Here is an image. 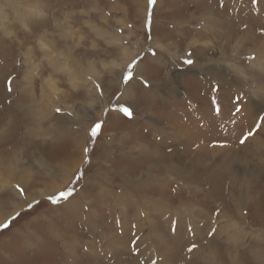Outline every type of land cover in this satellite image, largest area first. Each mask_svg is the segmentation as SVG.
<instances>
[{
  "label": "rangeland",
  "instance_id": "1",
  "mask_svg": "<svg viewBox=\"0 0 264 264\" xmlns=\"http://www.w3.org/2000/svg\"><path fill=\"white\" fill-rule=\"evenodd\" d=\"M259 24L264 25V0H157L150 23L147 0H0V161L14 173L0 176L9 182L11 176L28 175L39 192L33 196L25 189L21 196L20 184L0 185V203L13 205L0 215V264H159L161 259L168 264L161 256L168 249L174 253L171 264H230L234 257L235 264H264V177H257L264 149L247 154L240 143L264 115V26ZM230 29L236 37L229 36ZM127 86L133 94L123 96ZM189 103L198 117L213 121L205 135L224 138L222 156L242 147L247 166L240 157L230 168H204L193 156L200 139L187 146L156 135L158 127L178 136L177 121L188 119ZM170 104L180 118L168 114ZM237 107L240 116L232 118ZM211 110L224 111L227 120L215 122ZM8 113L12 121L2 123ZM97 123L101 129L93 139ZM227 123H234L238 135L232 129L226 135ZM257 135L264 146V128ZM171 153L179 166H187L178 182L164 167L147 168ZM59 169L67 176L56 175ZM224 172L248 179L244 187L251 188L252 198L242 216L235 214L230 176ZM147 175L167 186L153 180L139 184ZM100 185L109 192L102 195ZM140 197L170 203L180 215L173 216L174 223L187 213L190 219L182 223L188 228L179 233L189 236V246L180 243L183 236L171 245L174 223L172 229L170 216H155L153 208L147 207L145 216L152 221L139 234L134 217ZM78 198L83 206L74 212ZM36 200L40 203L27 210ZM90 208L97 223L84 215ZM226 214L234 219L229 230ZM102 225L106 232L112 229L110 236L99 230ZM241 226L258 237L242 240ZM140 238L144 245L139 246ZM193 243L203 260L187 251Z\"/></svg>",
  "mask_w": 264,
  "mask_h": 264
},
{
  "label": "bare ground",
  "instance_id": "2",
  "mask_svg": "<svg viewBox=\"0 0 264 264\" xmlns=\"http://www.w3.org/2000/svg\"><path fill=\"white\" fill-rule=\"evenodd\" d=\"M250 1V0H249ZM252 2V1H251ZM208 10V9H207ZM257 16V15H256ZM255 21V20H254ZM260 26H264L263 24L261 25V24H259ZM229 36L230 37H236V33H235V31L233 30V29H230L229 31ZM251 37H254V36H251ZM259 38V37H258ZM158 63H160V62H158ZM162 64V63H161ZM161 67V66H160ZM140 71V70H139ZM167 72H168V70H167ZM168 73H170V72H168ZM167 73V74H168ZM137 75H140L139 74V72L137 73ZM169 75V74H168ZM6 76V75H5ZM1 77V76H0ZM201 88V87H200ZM127 89H129V86H127V87H125V89L123 90V96H130V95H132L133 94V91H131V90H127ZM201 90H203L204 92H205V88L204 87H202L201 88ZM200 90V91H201ZM147 93V92H146ZM236 94H238V93H236ZM252 93H248V95L250 96ZM152 96V95H151ZM7 97V96H6ZM189 97V96H188ZM184 99H187V97L186 98H184ZM190 100L191 99H188V101L187 102H190ZM12 102V101H11ZM10 102V103H11ZM12 104V103H11ZM187 105H189V108H188V113H190V115H188V119H185L184 120V117L182 118L181 117V119H179V120H181L180 121V123L181 124H178V121H177V130L176 131H178V136H176V134L175 135H170V134H172V132L171 133H169V134H167V133H165V132H163L162 130H160L158 127H156V131H157V134L156 135H161V137H162V139H164L163 141L165 142L166 141V135H168L169 137H167V138H169V139H173V140H179V141H181V142H183V143H185L184 145H189L190 144V142H191V139H200V141H197V143H194V151H193V156L194 157H198V160L196 161V162H199V163H203V166H204V168H226V167H228V168H230L233 164H236V163H238L239 162V159H240V157H241V161L240 162H242V150H244V149H242V147H241V149L240 150H238L236 147V149L235 148H233L232 147V151L230 152L231 153V155L230 156H222L223 155V152H224V150L225 149H227L226 147H225V145L226 144H224V146L221 144L222 142H223V140H224V138H219V134L216 136V138H214V140L213 139H210V137L208 138V136H206L205 135V131L206 132H209L208 131V129H210V126H209V124H211L212 122H208V121H204L203 120V117H198V110L196 109V106L194 105V104H187ZM216 105V104H215ZM12 107L14 108V104H12ZM216 107H218L217 105H216ZM220 107V106H219ZM168 108L170 109V112L168 113L169 115H172V116H174V118L175 119H177V118H180V114L177 112V110H178V108L177 107H175L174 106V104H170L169 106H168ZM177 108V109H176ZM42 109V108H41ZM16 110V109H15ZM43 110V109H42ZM205 110H209V109H207V108H205ZM166 111V110H165ZM17 112H18V110H17ZM29 113H26V115H28ZM213 114V115H212ZM237 113H233L232 114V118L233 117H236L237 118V116L239 115L240 116V113H238L237 115H236ZM200 115V114H199ZM247 115V114H246ZM246 115H244L243 117H245ZM202 116H203V114H202ZM211 116H214V117H218V118H213L214 120H215V122L218 120V122H220V123H222L221 121L223 120V121H226L227 120V116L225 115V113H224V111H222V110H219L218 112L217 111H214V110H211ZM170 117V116H169ZM183 119V120H182ZM217 119V120H216ZM7 121V124L8 123H10L12 120H11V115H10V113H8L7 114V117H6V120H3L2 121V123H4V122H6ZM68 121V120H67ZM70 122V121H69ZM74 123V122H73ZM82 123V121H79V124H81ZM228 124V129H227V127H224V132H226V135L228 134V132H230V129H232V131H235V135H238L237 134V132H236V127L234 126V123H227ZM250 124V126L252 127L253 125H254V123L252 124V123H249ZM4 125H6V123L4 124ZM74 125L76 126V124L74 123ZM202 127H204L205 129L204 130H201V128ZM219 127V126H218ZM219 128H221V131H222V127H219ZM264 128V123H261L260 124V127H259V129L258 130H256L254 133V135H252V136H250L245 142H244V147L243 148H245V147H247L246 149H245V151L247 152V154H249L250 152H252V151H262L263 149H264V146H262L261 145V143H258V141H256V138L258 137V138H260L257 134H258V132H261L262 131V129ZM76 128H74V130H75ZM73 130V135L74 134H76L77 132H79V131H74ZM220 131V132H221ZM244 132H246V130L244 131ZM153 133H154V131H153ZM78 134V133H77ZM79 136V135H78ZM204 136H206V138L204 137ZM244 135H242V137H243ZM32 137H37L36 136V132H35V134H33L32 135ZM79 138H81L80 136H79ZM219 138V139H218ZM83 139V138H82ZM210 139V140H209ZM228 139H231L230 137H228ZM207 140H209V141H207ZM75 142V147L76 148H78L77 147V145L79 146L83 141L82 140H79L78 142L77 141H74ZM167 142H172V141H167ZM79 143V144H78ZM139 144V143H138ZM140 147H138V149L139 150H141L142 152H144L145 150H147L146 148V146L144 145H139ZM186 147V146H185ZM225 147V148H224ZM183 149V148H182ZM206 151V153L205 152H203V151ZM208 152V153H207ZM242 152V153H241ZM173 153V152H172ZM170 154V156L166 159V160H163V159H161V158H156V159H154V160H152L151 161V164H149L148 165V169L149 168H151L150 166H152L153 165V168L154 169H161V167H164V169L167 171V173H168V170H169V172L171 173V174H173L174 175V179H172L171 181H174V182H178V176L180 175V173L181 172H184L185 174H187L188 173V171H186L187 170V166L186 165H180V166H182V167H180L179 166V164L176 162V158H175V156L173 155V154ZM202 153H205V154H203V157L201 156V154ZM225 153V152H224ZM10 154H13L12 152H10V153H7L6 154V156H10ZM132 154H133V152H132ZM154 155V154H153ZM183 155H187L186 153H183ZM182 155V156H183ZM241 155V156H240ZM131 156V155H130ZM201 159H200V158ZM2 159V158H1ZM192 160V159H191ZM2 161V160H1ZM0 161V174H2L3 172H7V171H9V172H12L6 165H4L2 162ZM16 161V160H15ZM14 161H10V163H13ZM193 163V162H192ZM242 164L244 165V166H247L248 164H246L245 163V161L243 160V162H242ZM17 166V165H16ZM61 167V166H60ZM202 168V167H201ZM245 168V172L246 173H248L249 172V167H244ZM203 170V169H202ZM205 170V169H204ZM212 170V169H211ZM258 171V175H257V177H264V166H262V165H260V168L257 170ZM227 172H228V170H227ZM225 173V174H227V175H229L230 177V180H231V182H230V186H229V194H230V199H232L233 200V205H234V207H235V211H236V213L235 214H237L238 215V213H239V216H242L241 214H243V209H244V206L247 204V202H248V198H252L251 196H248L249 195V193H248V190L249 189H251V188H249V189H245V185L247 184V182L244 180V178L245 179H247L246 178V176H244V178H242L241 180H239V179H237V177L236 176H234V175H232V174H230V173ZM246 173H245V175H246ZM14 173L12 172V175H13ZM15 174H16V172H15ZM148 174V173H147ZM56 175H58L60 178H64V177H66L67 175H66V173H65V171L64 170H62V169H59L58 170V172L56 173ZM249 175H250V177H253L254 176V174H253V172H249ZM211 177L212 176H207V178L206 179H211ZM16 178V179H15ZM15 178H13V176H11V178H10V180H9V182L8 181H6V179L2 176H0V185H4L5 187H7V185H9L10 183H13V184H20V186H23L24 187V190L26 189V192H29V194H32L33 196H35V195H39V192H38V189H35V187L33 186V185H31V186H33L34 188L31 190L30 189V179H29V176L28 175H26V176H19V178L18 177H15ZM56 178V177H55ZM60 178H57V179H60ZM235 178H236V180H235ZM157 178H153V177H151V176H149V175H147V176H145V181L143 182V181H138V183L139 184H144V183H147V182H152V180H153V183L154 184H156V185H159V184H163V183H165V182H167V181H162L161 180V182L160 183H158V181H154V180H156ZM184 179V178H183ZM17 180V182L18 183H14V181H16ZM167 180V179H166ZM181 180V179H180ZM248 180V179H247ZM42 181V179L40 178V180H38V182H41ZM182 181V180H181ZM34 184H38V183H34ZM152 184V183H151ZM167 183H165V185H166ZM38 186V185H37ZM39 186H41V184H39ZM167 186V185H166ZM99 187V191H100V193L102 194V195H105L106 194V192L108 191L109 192V190H106V186L105 185H100V186H98ZM98 189V188H97ZM31 190V191H30ZM250 192V191H249ZM80 197V196H79ZM79 199V198H78ZM138 199H140V202L139 201H137V202H135L136 204H135V207H136V212H137V215H138V217L140 218V220H139V218L137 217V215H136V217H134V221H135V228H136V230H137V232H139V234H140V230H144V226H146V224H150V222L152 221V219L150 220V222L148 223V220H149V217H146L145 215H146V213L148 214V216H149V214H150V212L147 210V207L148 208H150V209H152L153 208V210H152V212L154 213V215L155 216H159L160 217V215L162 214V213H166L168 216H170V219H169V227H171L172 229H174V226H175V232H177V235L176 236H173L172 238H171V240H170V242H171V245L172 246H174V245H178L179 244V242H180V238H182V236H183V239H182V241L180 242V243H183V244H187V246H189V241L191 240L190 238H189V236L188 235H181L180 233H179V229H185V230H187V228H188V225H183V223H182V221L183 222H185V220L186 219H190V217L187 215V213H182V216H183V218L180 220V221H176V223H174V219H173V216H176L177 218H179L180 217V215L178 216V212H176V211H174L173 209V207L171 206V204L170 203H168V202H163L164 200H158V199H152V198H150V199H148V200H142L143 198H138ZM142 200V201H141ZM80 201H82L81 199H79L78 200V202H75L74 204H73V206H74V208H72L71 207V209H73L74 210V212L75 211H77V210H79L80 209V207H78V205L79 204H81V203H79ZM135 200H133V202H134ZM154 203V205H152V206H149L150 204H153ZM245 204V205H244ZM216 205V204H215ZM12 207L13 205H10V203L9 202H5V203H3V202H1L0 203V215L3 213V212H5L9 207ZM82 206H83V203L81 204V208H82ZM91 207V206H90ZM221 208V207H220ZM219 208V210H218V213L216 214V217H218V215L220 214V212L222 211V209L223 208H221L220 209ZM89 209V208H88ZM87 211V210H86ZM86 211H84V213H86V214H84V215H87V217H90V216H93V220L95 221V219H97L98 218V215L90 208V210H88L87 212ZM172 211L174 212V214L172 213ZM73 212V213H74ZM140 213H143L144 214V219L142 220L141 219V216H140ZM96 214V215H95ZM228 216H230V215H227L226 214V217L228 218L227 219V227H228V229L227 230H229L230 229V227H231V225L229 226V223H231V220H234V219H232V218H230V217H228ZM146 217V218H145ZM232 217V216H231ZM135 218H136V220H135ZM242 218V217H241ZM93 221V222H94ZM96 222V221H95ZM97 223V222H96ZM173 223H174V226H173ZM95 225V224H94ZM96 227H99L98 225H96ZM191 228H194V227H192V226H190ZM101 228V229H100ZM99 228V230L103 233V234H106L107 236H110V230H112V229H109L108 227H107V230H108V232H106V230H105V227L102 225L101 227ZM121 228H123V227H121ZM238 229H239V233H240V235L241 236H243V239L242 240H246V239H248V237L247 236H253V238H257L258 236L256 235L257 233H255V232H247L246 231V228L245 227H238ZM193 230H195V229H193ZM57 231V230H56ZM121 231H123V232H127V231H124V230H121ZM128 231H130L131 232V230L129 229ZM188 231H189V229H188ZM238 232V231H237ZM194 233V232H193ZM138 234V233H137ZM190 234V233H189ZM56 235H57V233H56ZM192 235V234H191ZM58 236V235H57ZM127 236H128V234H127ZM260 237V236H259ZM55 238H56V236H55ZM59 238V237H58ZM158 240V239H157ZM256 240V239H255ZM164 241H166V240H164ZM138 242H140L139 243V246H141V245H144V244H142L141 242V238L140 239H138ZM164 243V242H163ZM187 246H186V248H187ZM209 250H212V247H209L208 248ZM143 249H141L140 251H141V255L142 254H144V252L142 251ZM260 250V249H259ZM194 252V254H195V256L196 257H198L199 259H204V258H202V256H200L199 254H198V252L197 251H193ZM257 252H258V250H256V252L254 253V257L258 260V261H260L262 258H259V257H261L262 256V253H260V255L258 256L257 255ZM162 253H163V255L161 254V256L162 257H164V259H163V262L164 263H168V264H171V259H172V255H174V253L172 252V251H170L169 249L168 250H166L165 252H163L162 251ZM264 257V256H263ZM161 261H162V259H161ZM161 261H160V263L159 264H162L161 263ZM119 264V263H118ZM120 264H122V262L120 263ZM230 264H235V257L234 258H232L231 259V261H230ZM238 264V263H237Z\"/></svg>",
  "mask_w": 264,
  "mask_h": 264
},
{
  "label": "snow or ice",
  "instance_id": "3",
  "mask_svg": "<svg viewBox=\"0 0 264 264\" xmlns=\"http://www.w3.org/2000/svg\"><path fill=\"white\" fill-rule=\"evenodd\" d=\"M254 2H255V0H254ZM156 3H157V0H147V8H148L149 23H150V21H151L152 9H153L154 6L156 5ZM149 38H150V37H149ZM153 55H155V53H153ZM186 63L191 64V63H192V60L189 58L188 60H186ZM123 79H124L125 81H128V80L131 79V77H129V76H124ZM56 111L59 112L60 109L57 108ZM123 111H124L125 115H129V116L131 115V113H130V111H129L128 108L123 109ZM241 111H242V110H241V108H239V107H237V108L235 109V112H236L237 114L240 113ZM68 115L70 116L71 113H68ZM259 121H260L261 123H264V115H262V116L259 117ZM259 127H260V123H258V124L256 125V129L258 130ZM100 129H101V125H100L99 123H97V124H95V125L92 126V128H91V132H90V135H91V137H92L93 139L98 135ZM254 134H255L254 131H249V133H248L246 136H244V137L240 140V143L243 144V143H244V142H245L250 136H252V135H254ZM83 152H84L85 157H87L88 152H89V149H88L87 146L84 147ZM84 162H85V163H88L89 161H88L87 159H85ZM81 176H82V172H78V173H77V177H76L77 180H78ZM18 191H19V193H20L21 196H24V195H25V190H24L23 188H19V187H18ZM70 195H71V192H70V191H69V192H65V193H62V194H61V198L64 199V198H66L67 196H70ZM49 200H50V202L53 203V204L57 203V201L54 200V199H52L51 197H49ZM39 203H40L39 200H36L34 203H28V204H27V210H31L35 205H37V204H39ZM19 215H20V213L17 212L16 215L12 217V219H16ZM7 226H8L7 224L3 225V227H7ZM189 230L191 231V229H189ZM212 231L214 232L215 229H213ZM196 247H197V245H196L195 243H193L190 247H188L187 251H188L189 253H191V252H193V251L196 249ZM153 264H154V262H153Z\"/></svg>",
  "mask_w": 264,
  "mask_h": 264
}]
</instances>
